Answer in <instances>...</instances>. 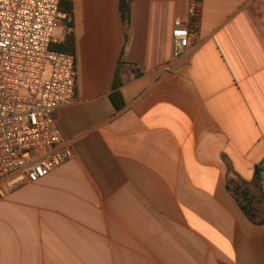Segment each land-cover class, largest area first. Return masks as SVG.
Masks as SVG:
<instances>
[{
    "label": "crops",
    "instance_id": "obj_1",
    "mask_svg": "<svg viewBox=\"0 0 264 264\" xmlns=\"http://www.w3.org/2000/svg\"><path fill=\"white\" fill-rule=\"evenodd\" d=\"M187 6L132 0L124 26L119 0H60L76 81L55 121L71 157L7 190L0 264H264V224L225 182L264 159V0H201L174 57Z\"/></svg>",
    "mask_w": 264,
    "mask_h": 264
},
{
    "label": "built area",
    "instance_id": "obj_2",
    "mask_svg": "<svg viewBox=\"0 0 264 264\" xmlns=\"http://www.w3.org/2000/svg\"><path fill=\"white\" fill-rule=\"evenodd\" d=\"M200 1L188 0L186 19L173 22L174 57L195 34ZM59 2L0 0V201L71 157L55 121L57 109L72 101L76 81L74 55L50 49Z\"/></svg>",
    "mask_w": 264,
    "mask_h": 264
},
{
    "label": "trees",
    "instance_id": "obj_3",
    "mask_svg": "<svg viewBox=\"0 0 264 264\" xmlns=\"http://www.w3.org/2000/svg\"><path fill=\"white\" fill-rule=\"evenodd\" d=\"M132 0H119L120 19L124 26L129 24L130 5ZM60 13L64 9H59ZM65 13L69 16L70 10L65 9ZM73 42L70 36L66 37L63 42H51L50 49L59 52L73 53ZM121 81L115 76L113 83V91L109 95V99L116 110L123 107L122 96L119 91ZM264 159L254 165L252 177L250 180H244L236 175L228 165L225 176L226 187L234 197L239 207L243 211L248 220L254 224H264V193L262 190V181L264 178Z\"/></svg>",
    "mask_w": 264,
    "mask_h": 264
},
{
    "label": "rangeland",
    "instance_id": "obj_4",
    "mask_svg": "<svg viewBox=\"0 0 264 264\" xmlns=\"http://www.w3.org/2000/svg\"><path fill=\"white\" fill-rule=\"evenodd\" d=\"M59 18V17H58ZM58 30H57V28H55V30H54V32H53V35H52V42H57L56 40H55V38H56V32H57ZM47 72H48V69H46L45 71H44V76H46V74H47Z\"/></svg>",
    "mask_w": 264,
    "mask_h": 264
},
{
    "label": "water",
    "instance_id": "obj_5",
    "mask_svg": "<svg viewBox=\"0 0 264 264\" xmlns=\"http://www.w3.org/2000/svg\"><path fill=\"white\" fill-rule=\"evenodd\" d=\"M263 166H264V162H263Z\"/></svg>",
    "mask_w": 264,
    "mask_h": 264
}]
</instances>
